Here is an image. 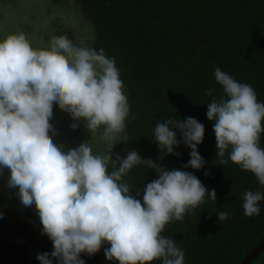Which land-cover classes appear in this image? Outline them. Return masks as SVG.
<instances>
[{
    "label": "clouds",
    "instance_id": "clouds-1",
    "mask_svg": "<svg viewBox=\"0 0 264 264\" xmlns=\"http://www.w3.org/2000/svg\"><path fill=\"white\" fill-rule=\"evenodd\" d=\"M214 77L225 94L207 104L215 163L231 161L264 187V102L251 85L219 67ZM214 91L209 88L206 95ZM57 107L74 121L72 130L82 125L88 133H100L107 151L94 152L86 140L73 148L56 143ZM130 107L115 59L102 48L76 46L66 35L53 36L47 48H34L23 32L0 40V178L7 171V188L39 217L41 235L52 242L50 254L37 255L39 264H85L82 254L93 257L102 248L106 259L118 264H185L184 251L162 233L173 221L195 215L206 200L216 202V190L193 173L167 170L136 150L124 157L115 153L116 144L128 142ZM173 129H179V140ZM204 135V124L187 117L157 123L153 137L163 155L179 156L174 149L187 145L190 159L183 168L200 170ZM141 166L157 178L134 190L125 177ZM242 200L246 217L259 216L264 191H246ZM213 213L218 221L229 219L228 212L214 209L209 216Z\"/></svg>",
    "mask_w": 264,
    "mask_h": 264
},
{
    "label": "trees",
    "instance_id": "trees-1",
    "mask_svg": "<svg viewBox=\"0 0 264 264\" xmlns=\"http://www.w3.org/2000/svg\"><path fill=\"white\" fill-rule=\"evenodd\" d=\"M74 1L92 27L90 47L102 48L115 59L131 106L126 121L128 142H119L115 153L124 157L127 151L136 150L167 170L191 172L207 189L216 190V202L206 200L195 215L173 221L162 234L172 237L184 251L185 264H240L264 238V201L259 216L246 217L242 195L264 191V187L251 172L231 161L215 163L214 121L208 120L206 112L212 99L225 95L215 81L217 67L251 85L258 101L264 102V0ZM209 88L215 89L212 96L206 95ZM187 117L205 126L203 142L198 145L205 160L200 170L183 168L190 159L187 145L181 143L174 149L179 156L163 155L153 137L157 123ZM173 131L179 140V129ZM70 136L87 141L91 133L81 126ZM205 171L210 175L205 176ZM156 178L154 170L142 166L125 177L134 190ZM142 196L141 192L137 198L142 200ZM214 209L228 212L229 219L218 221L215 213L209 216ZM0 212V264H39L38 254L53 251L33 211L7 213L0 208ZM85 264L118 262L103 257L85 259ZM247 264H264V248Z\"/></svg>",
    "mask_w": 264,
    "mask_h": 264
},
{
    "label": "rangeland",
    "instance_id": "rangeland-1",
    "mask_svg": "<svg viewBox=\"0 0 264 264\" xmlns=\"http://www.w3.org/2000/svg\"><path fill=\"white\" fill-rule=\"evenodd\" d=\"M21 32L28 36L34 48H47L53 36L66 35L76 46L90 47L93 40L92 27L85 22L81 8L74 0H0V40L9 34ZM72 123L74 121L68 113L58 107L54 109L53 125L59 132L54 137L56 143L73 148L83 142L70 136ZM87 142L94 152H105L108 149L107 143L100 139V133L91 134ZM118 147L119 143L113 151ZM6 177L7 171L4 178H0V208L7 213H25L27 208L20 205L16 190L7 188ZM103 257V248L93 257L81 256L84 260Z\"/></svg>",
    "mask_w": 264,
    "mask_h": 264
},
{
    "label": "water",
    "instance_id": "water-1",
    "mask_svg": "<svg viewBox=\"0 0 264 264\" xmlns=\"http://www.w3.org/2000/svg\"><path fill=\"white\" fill-rule=\"evenodd\" d=\"M264 248V238L254 249L243 259L240 264H247L256 254Z\"/></svg>",
    "mask_w": 264,
    "mask_h": 264
}]
</instances>
